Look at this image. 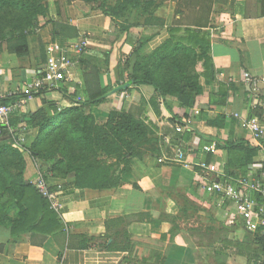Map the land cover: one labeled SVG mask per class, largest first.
Instances as JSON below:
<instances>
[{
	"label": "crops",
	"instance_id": "1",
	"mask_svg": "<svg viewBox=\"0 0 264 264\" xmlns=\"http://www.w3.org/2000/svg\"><path fill=\"white\" fill-rule=\"evenodd\" d=\"M163 4L162 15L161 9L155 12L162 23L123 30L83 0H46L47 13L26 31L28 55L10 53L6 42H0V99L9 102L23 99L26 85L44 73L50 44L60 60L74 62L63 79L26 100L9 119L27 183L33 184L38 174L27 148L38 128L28 119L40 107L48 115L53 109L61 113L109 89L101 101L83 107L95 124L105 125L111 111L123 109L146 123L157 141V152L133 158L115 188H75L69 176L45 174L62 203L58 218L63 227L51 233H12L7 219L0 224V264H130L128 251L109 248L113 240L123 244V233L146 241L134 256L161 257V264H264L263 217L243 219L234 202L203 189L194 166L175 161L180 149L189 162L215 165L217 172L211 175L216 180L260 179L264 184V152L241 125L244 117L264 125V0H181V15L175 0ZM176 23L210 38L212 68L198 65L201 91L191 107L172 97L161 103L152 86L128 81L127 71L119 69L135 53L148 55L161 46ZM83 36L87 46L78 56L71 46ZM244 72L255 87L245 81ZM238 189L262 199L249 186ZM11 217L16 219L14 211Z\"/></svg>",
	"mask_w": 264,
	"mask_h": 264
},
{
	"label": "trees",
	"instance_id": "2",
	"mask_svg": "<svg viewBox=\"0 0 264 264\" xmlns=\"http://www.w3.org/2000/svg\"><path fill=\"white\" fill-rule=\"evenodd\" d=\"M45 1L0 0V42H6L10 53L28 55L26 31L36 24L38 16L47 13ZM83 1L127 30L130 25L162 23L155 12L166 0H116L113 6H108L107 0ZM175 1L176 13L181 15V0ZM218 2L223 4L225 0ZM134 14L136 20L131 23ZM209 44L210 38L202 30L176 23L161 46L148 55L135 53L133 61L124 60L119 69L122 73L127 71L128 81L152 86L161 103L166 104V98L172 97L182 107H191L201 91L198 65L201 63L206 70L212 68L207 55ZM108 91L105 89L85 102L77 101L61 113L53 109V114L48 115L40 107L30 116L28 124L37 127L38 134L27 148L39 171L56 177L69 176L70 185L75 188L111 189L130 170L133 158L157 152L156 138L146 123L123 109L111 111L105 125L95 124L93 116L83 107L98 103ZM7 100L0 102L8 103ZM24 165L21 152L13 147L8 127L0 124V212L3 214L0 224L8 219L12 233L57 231L63 223L33 184L24 180ZM13 211L15 220H11ZM121 235L123 244L117 245L113 240L109 248L128 251L130 264L162 263L161 257L134 256V249L144 246L146 241ZM261 249L264 254V241Z\"/></svg>",
	"mask_w": 264,
	"mask_h": 264
},
{
	"label": "built area",
	"instance_id": "3",
	"mask_svg": "<svg viewBox=\"0 0 264 264\" xmlns=\"http://www.w3.org/2000/svg\"><path fill=\"white\" fill-rule=\"evenodd\" d=\"M87 46V38L83 36L71 46V50L76 55H81ZM56 49L53 44L47 47V63L44 73L36 79L29 82L23 89V99H18L8 103L0 102V122L3 125L9 127V119L13 116L24 104L26 100L31 99L41 91L50 88L58 81L64 78L63 71L68 69V63L60 60L55 54ZM74 62L71 63L73 65ZM246 82H250L254 87L256 86L255 80H253L247 72L243 74ZM241 125L249 132L251 139L255 147L264 152V125L261 124L254 117H244L241 120ZM177 131H181L178 126ZM204 151L212 152L213 150L208 146L203 147ZM175 161L181 163L184 166H194L199 174L202 176L203 189L209 194H215L220 196L222 199H229L234 202L237 206L238 212L241 217L245 220L251 221L254 214L263 217L264 223V184L260 179L250 183L246 179H232L229 178L226 181H219L212 177V173L217 172V168L213 164H209L205 161L200 162H189L186 160L184 152L178 149L175 153ZM264 175V172H262ZM33 186L37 192L47 201L49 207L56 212L60 213L62 209V203L59 199L58 193L50 187L44 173L38 170V174L33 182ZM238 186H249L253 192L262 196V199L256 201L255 199L248 197L243 194ZM253 224L249 225L251 228ZM260 264V263H255Z\"/></svg>",
	"mask_w": 264,
	"mask_h": 264
},
{
	"label": "rangeland",
	"instance_id": "4",
	"mask_svg": "<svg viewBox=\"0 0 264 264\" xmlns=\"http://www.w3.org/2000/svg\"><path fill=\"white\" fill-rule=\"evenodd\" d=\"M161 1L162 0H157V2H161ZM115 2H116V0H107L108 6H113L115 4ZM161 8H163V6H161L159 9H161ZM158 14L162 15V9L159 10ZM130 20H131V23L134 22L136 20V15L134 14L133 16H131Z\"/></svg>",
	"mask_w": 264,
	"mask_h": 264
},
{
	"label": "water",
	"instance_id": "5",
	"mask_svg": "<svg viewBox=\"0 0 264 264\" xmlns=\"http://www.w3.org/2000/svg\"><path fill=\"white\" fill-rule=\"evenodd\" d=\"M127 85H128V84H126V85H124V86H122V87H120V88H118V89H120V90H121V89H124V88L127 87Z\"/></svg>",
	"mask_w": 264,
	"mask_h": 264
}]
</instances>
